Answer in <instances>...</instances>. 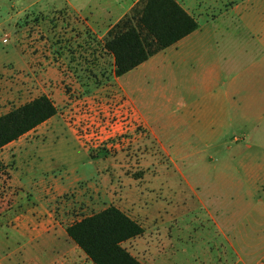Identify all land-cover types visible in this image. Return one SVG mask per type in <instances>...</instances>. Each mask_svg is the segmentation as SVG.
<instances>
[{
  "label": "rangeland",
  "instance_id": "1",
  "mask_svg": "<svg viewBox=\"0 0 264 264\" xmlns=\"http://www.w3.org/2000/svg\"><path fill=\"white\" fill-rule=\"evenodd\" d=\"M182 1L197 23L236 2ZM79 20L66 10L30 11L15 34H0V51L16 40L26 56L0 69V116L41 95L57 109L48 124L0 150V207L18 195L22 209L37 200L61 228L116 207L143 229L122 245L142 264H264V122L235 118L221 91L190 93L185 85L200 74L169 69L167 59L138 75L142 94L125 99L105 37ZM218 28L216 51L247 49L244 35L232 43L233 26ZM256 87L244 76L234 98ZM187 103H196L193 113ZM23 242L14 237L11 248Z\"/></svg>",
  "mask_w": 264,
  "mask_h": 264
},
{
  "label": "crops",
  "instance_id": "2",
  "mask_svg": "<svg viewBox=\"0 0 264 264\" xmlns=\"http://www.w3.org/2000/svg\"><path fill=\"white\" fill-rule=\"evenodd\" d=\"M15 1L0 0V34L9 30L8 34H4L6 37L15 34L18 21L30 11L43 14L53 10H66L68 14L77 16L87 31L100 40L140 2V0H25L24 7L15 12ZM175 1L189 14L186 5L180 0ZM197 24L198 28L190 35L125 75L115 77L121 95L127 99L134 92L142 94V83L137 81L133 84L134 79L145 73L152 74L151 71L157 69L156 66L167 59L169 69L182 67V72L200 74L199 79L185 85L184 88L190 93L204 91L211 98L214 91H221L223 96L231 101L235 118H241L244 123L264 122V0H236L220 16ZM222 25L234 27L230 32L232 43L238 41V36L244 35L248 41L247 49L235 48L222 53L216 51L212 43L223 37V31L218 28ZM1 42L4 44L6 41L1 39ZM22 57L26 56L20 51L15 40V43H10L0 51V69L8 58L20 63L23 61ZM177 70L174 69L176 72ZM244 76L249 89L252 86L256 87V83L259 93H252L236 100L234 96L238 94V85ZM144 102L145 104H140L143 109L149 104L147 101ZM192 104H184L183 109L192 107L193 113L196 103ZM149 111L152 113V108H149ZM135 113L138 115L136 109ZM52 119L53 117L37 128L48 124ZM21 138L10 144H17ZM262 167L264 168V160L262 166L256 168ZM13 198L14 203L6 210L0 207V250L7 251L0 255V264H93L68 238L66 228H61L58 221L52 219L46 207L39 201L35 200V204L22 209L19 205L23 197L18 195ZM31 215H35L33 220L29 219ZM14 237L24 242L12 249ZM15 253L19 255L17 260H13Z\"/></svg>",
  "mask_w": 264,
  "mask_h": 264
},
{
  "label": "trees",
  "instance_id": "3",
  "mask_svg": "<svg viewBox=\"0 0 264 264\" xmlns=\"http://www.w3.org/2000/svg\"><path fill=\"white\" fill-rule=\"evenodd\" d=\"M198 28L175 0H141L116 23L103 40L119 78L176 44ZM57 113L41 95L0 116V150L36 129ZM68 238L93 264H142L123 244L143 233L142 227L116 207L84 217L66 228Z\"/></svg>",
  "mask_w": 264,
  "mask_h": 264
}]
</instances>
